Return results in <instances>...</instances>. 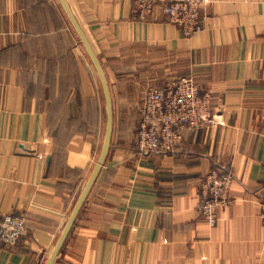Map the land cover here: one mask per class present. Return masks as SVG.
<instances>
[{"label": "crops", "instance_id": "0c3cea01", "mask_svg": "<svg viewBox=\"0 0 264 264\" xmlns=\"http://www.w3.org/2000/svg\"><path fill=\"white\" fill-rule=\"evenodd\" d=\"M201 23L187 36L133 0H0V218L27 223L0 264H264V0H210ZM176 76L210 92L219 123L140 154L143 93ZM107 94L106 156L52 256L100 156ZM214 167L234 179L210 222L197 207Z\"/></svg>", "mask_w": 264, "mask_h": 264}, {"label": "built area", "instance_id": "2783aa9c", "mask_svg": "<svg viewBox=\"0 0 264 264\" xmlns=\"http://www.w3.org/2000/svg\"><path fill=\"white\" fill-rule=\"evenodd\" d=\"M210 0H133L141 18L160 6L169 20L189 36L202 29L201 9ZM136 130L138 153H171L181 140L182 133L219 123L212 111L211 94L200 91L190 76H176L159 87L148 86L141 101ZM234 177L225 168L214 167L204 175L199 187L197 210L210 222L215 212L229 202V190ZM264 226V201L260 211ZM27 231L23 214L6 213L0 218V248L18 243Z\"/></svg>", "mask_w": 264, "mask_h": 264}, {"label": "water", "instance_id": "95a60500", "mask_svg": "<svg viewBox=\"0 0 264 264\" xmlns=\"http://www.w3.org/2000/svg\"><path fill=\"white\" fill-rule=\"evenodd\" d=\"M80 35H81V38H82V40H83V42H84L89 54L91 55L95 65H96L97 71L99 72V74L101 76V79L103 81V85H104V87H105V89L107 91L106 83L104 82V79L102 77L101 68H100V66L98 64V61H97L95 55L93 54L92 50L90 49V47H89L87 41L85 40L84 36L81 33H80ZM106 96H107V108H108L107 130H106L105 139H104V143H103V147H102L100 156H99V158L97 160V163H96V165H95V167H94V169H93V171L91 173V176H90L88 182L86 183L83 191L81 192V195H80V197H79V199H78V201H77V203H76V205H75V207H74V209H73V211H72V213H71V215H70V217L68 219L66 227H65V229H64V231H63V233H62V235H61V237L59 239V241L56 244V247H55V249L53 251V255L52 256H54V254L56 253V251L60 247L62 241L64 240V238H65V236H66V234H67V232H68V230H69V228H70V226H71V224H72V222H73V220H74V218H75V216H76V214H77V212H78V210H79V208H80V206H81V204L83 202V200L85 199V196H86L88 190L90 189V187H91V185H92V183L94 181V178H95L96 174L98 173V170H99L100 166L102 165V163L104 161V158L106 156V153H107V150H108V146H109V142H110V134H111V126H112V115H111V108H110V99H109L108 94Z\"/></svg>", "mask_w": 264, "mask_h": 264}, {"label": "rangeland", "instance_id": "374dc122", "mask_svg": "<svg viewBox=\"0 0 264 264\" xmlns=\"http://www.w3.org/2000/svg\"><path fill=\"white\" fill-rule=\"evenodd\" d=\"M122 117H120V119H121ZM135 118V120H136V125L138 126V121H139V118H140V116H137V117H134ZM135 128V127H134ZM137 128V127H136ZM135 133V132H134Z\"/></svg>", "mask_w": 264, "mask_h": 264}]
</instances>
